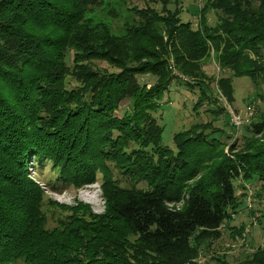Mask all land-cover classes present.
I'll use <instances>...</instances> for the list:
<instances>
[{
  "label": "trees",
  "instance_id": "1",
  "mask_svg": "<svg viewBox=\"0 0 264 264\" xmlns=\"http://www.w3.org/2000/svg\"><path fill=\"white\" fill-rule=\"evenodd\" d=\"M148 1L160 8H125L116 30L109 18L125 0L107 21L104 0H0V264H230L198 257L243 203L244 183L264 187V114L227 143L210 83L230 104L232 77L264 82V0H205L195 27L180 0ZM211 51L220 76L203 69ZM175 81L199 89L195 112L217 106L169 147L158 117ZM31 164L53 175L41 182ZM95 183L101 213L46 193ZM239 264H264V246Z\"/></svg>",
  "mask_w": 264,
  "mask_h": 264
},
{
  "label": "rangeland",
  "instance_id": "2",
  "mask_svg": "<svg viewBox=\"0 0 264 264\" xmlns=\"http://www.w3.org/2000/svg\"><path fill=\"white\" fill-rule=\"evenodd\" d=\"M123 6L119 7L120 17L109 18L113 27L118 30L121 22L127 17L125 8L136 6L138 8L150 5L155 8H160L159 3H152L148 0H125ZM205 0H180L181 18L184 21L192 22L193 27L197 25L199 20V8L202 7ZM121 0H104L102 6L96 10L97 17L107 21V11L111 7H118ZM175 5L173 2L167 5V8L173 10ZM208 23L214 25L217 22L218 14L216 11L209 10L206 14ZM211 59L205 60L203 65L204 71L212 76H220L221 71L213 62V51H211ZM95 66L104 68L108 71H116L117 69L104 61H94ZM224 75H228L224 73ZM180 77V76H179ZM184 78V77H183ZM186 79V78H185ZM141 82L152 83L154 77L144 75L140 77ZM234 88V101L228 103L226 98L219 94L216 82L210 83L214 90V97L218 96L217 105L225 107L224 112L218 116V121H214L215 125L224 131L222 139L227 143H231L235 139L241 140L243 136H249L251 133L245 128V125L250 121L255 120L260 114H264V82L255 86L249 77L240 76L232 77ZM75 85L74 81H70V86ZM199 89L196 87L193 90L185 85L172 82L169 89L163 94L160 101L161 117H158V123L163 126L162 143L169 147H173L172 135L174 132L187 128L189 125L211 120L213 114L211 109L216 103L204 102L199 107L197 112L192 109L197 101ZM127 100L121 104L118 114L122 113L123 108H126ZM252 106V112H248L246 108ZM251 113V114H250ZM234 116L238 117L239 123L234 122ZM228 136V137H226ZM32 176L41 182L46 181L49 176L53 175L50 166L45 165L44 168H36L31 164ZM245 195L242 197L243 203L238 210L233 214L230 222L221 227V237L213 241L212 245L207 249L204 247L200 252L198 259L201 262H207L211 256L215 254L225 255L230 264H239L244 257L251 253L256 247L264 246V187L259 181L252 183H244ZM242 189L238 188V193ZM48 196L59 203L72 205L76 200H81L90 205L91 209L96 213L103 211V199L99 184L95 183L87 185L79 189L68 188L62 192H51L47 190ZM89 195V197H87ZM86 196V197H85ZM85 197V198H84ZM183 202L176 203L174 206H182ZM260 218V219H257ZM243 227V230L240 228ZM242 231L243 235L239 236L234 230ZM14 264H23L17 261Z\"/></svg>",
  "mask_w": 264,
  "mask_h": 264
},
{
  "label": "built area",
  "instance_id": "3",
  "mask_svg": "<svg viewBox=\"0 0 264 264\" xmlns=\"http://www.w3.org/2000/svg\"><path fill=\"white\" fill-rule=\"evenodd\" d=\"M179 76L182 77L181 75H179ZM184 79H185V78H184ZM246 110H247L248 112H252V110H253V109H252V106H248V107L246 108ZM250 114H251V113H250ZM233 120H234L235 123H239V121H238V117H235V116H234V119H233ZM169 206H170V207H173L174 204H173V203H172V204H169ZM174 207H177V208H178L179 206L176 205V206H174Z\"/></svg>",
  "mask_w": 264,
  "mask_h": 264
},
{
  "label": "bare ground",
  "instance_id": "4",
  "mask_svg": "<svg viewBox=\"0 0 264 264\" xmlns=\"http://www.w3.org/2000/svg\"><path fill=\"white\" fill-rule=\"evenodd\" d=\"M85 197H86V196H85ZM85 197H84V198H85ZM87 197H89V198L91 199V197H90L89 195H87Z\"/></svg>",
  "mask_w": 264,
  "mask_h": 264
}]
</instances>
